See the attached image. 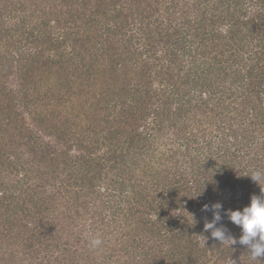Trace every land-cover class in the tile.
<instances>
[{
	"label": "trees",
	"instance_id": "16d2710c",
	"mask_svg": "<svg viewBox=\"0 0 264 264\" xmlns=\"http://www.w3.org/2000/svg\"><path fill=\"white\" fill-rule=\"evenodd\" d=\"M3 43L0 264L240 253L204 230L203 206L261 194L264 0H0Z\"/></svg>",
	"mask_w": 264,
	"mask_h": 264
},
{
	"label": "clouds",
	"instance_id": "9594fccd",
	"mask_svg": "<svg viewBox=\"0 0 264 264\" xmlns=\"http://www.w3.org/2000/svg\"><path fill=\"white\" fill-rule=\"evenodd\" d=\"M248 176L260 186L261 194L252 195L250 203L242 210H224L219 202L211 206L204 205L203 211L212 212V220L205 222L204 230L210 231L211 236L220 243L229 242V246L239 243L246 246L251 259L258 261L264 259V184L261 183L264 181V170L255 169ZM222 212L229 221L241 229L238 239L228 234L227 229L221 224ZM102 243L97 236L90 240V247L95 249ZM231 264H236V261L231 259Z\"/></svg>",
	"mask_w": 264,
	"mask_h": 264
},
{
	"label": "rangeland",
	"instance_id": "374dc122",
	"mask_svg": "<svg viewBox=\"0 0 264 264\" xmlns=\"http://www.w3.org/2000/svg\"><path fill=\"white\" fill-rule=\"evenodd\" d=\"M10 23H13V21H10ZM0 49L1 50L7 49V46L5 45V43H3V45L1 44ZM10 79L14 80V76H10ZM204 163H206V162H204ZM235 174L238 176L239 180H242L241 178L243 176L245 177L246 172H242V170L239 169V171L237 173H235ZM240 187H242V186H240ZM243 189H245V188H243ZM243 189L240 190V192H242ZM242 193H244V192H242ZM178 214L181 217H184V216L192 217L193 215H195L194 213L192 214L191 210L186 215L184 213H178ZM234 237H236L237 239L239 238L238 236H234ZM108 240H110L111 244H114V245L117 244V243L115 244V242L113 240H111V238L108 239ZM204 241H205V238L203 236H201V238L199 240V244H200L201 247H202ZM124 243H125V245H128L129 247L133 246L132 241L129 238H127V236H125L124 237V241H122V244H124ZM236 245H237V247L241 248L240 249V253L239 254H232L229 258H227L224 261L223 264H231V259L235 260L236 264H245L247 262H251L250 255H246V258L242 257V254L245 252L244 249L247 248V247L244 246V245H240L239 243L235 244V246ZM100 247H101L100 248L101 250L99 251V256L96 259V262L92 263V264H112V263H114V259H118L119 260V262H118L119 264H131L132 262H134V260L127 253V252H130L132 250L124 251V249L117 250V248H115L116 250L115 249H110V250L106 251V247H104V246H100ZM1 254L2 253L0 252V257H1ZM110 255H113V256H110ZM259 261H256V263H258ZM199 264H203V263H199ZM208 264H213V263H212V261H210V262H208Z\"/></svg>",
	"mask_w": 264,
	"mask_h": 264
}]
</instances>
